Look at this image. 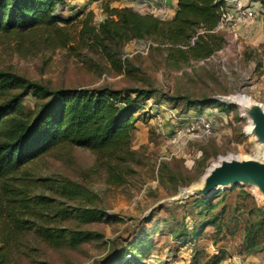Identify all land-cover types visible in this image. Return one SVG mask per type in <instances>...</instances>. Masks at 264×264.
<instances>
[{
    "label": "rangeland",
    "instance_id": "374dc122",
    "mask_svg": "<svg viewBox=\"0 0 264 264\" xmlns=\"http://www.w3.org/2000/svg\"><path fill=\"white\" fill-rule=\"evenodd\" d=\"M106 1L67 0L58 9L62 19L74 18L68 27L71 37L77 38L67 49L30 47L28 52H19L15 41L0 38V71L52 90L151 91L140 100L142 108L135 113L138 120L131 141L135 173L125 185H110L95 156L77 148L63 158L47 155L30 163L27 169L36 177L66 178L96 195L89 201L81 199L82 207L95 208L105 217L91 224H64L100 235L76 248L55 249L26 237L12 250L8 264H105L114 252L146 231L151 233L150 245H144L145 255L140 256L145 264H264V219L258 213L264 215V197L257 188L245 185L220 190L214 194H220L217 198L210 197L216 205L211 211L195 205L203 198L169 201L180 190L199 187L220 158L263 159V143L251 133L247 114L229 99L245 96L264 108V4L244 0L256 14L251 26L219 33L225 44L208 59L175 66L168 61L164 47L150 39L111 45L109 50L82 47L80 21L92 13L97 28L106 18ZM110 7L129 5L123 0ZM34 102L28 96L22 105L32 110ZM158 118L165 137L159 135ZM193 119L211 122L209 137L173 138L176 124L181 127ZM215 215L219 218L215 225L205 223ZM250 223L261 225L262 250L248 254L243 239ZM183 228L191 233L190 242L175 239L173 232ZM130 248L138 253L139 248Z\"/></svg>",
    "mask_w": 264,
    "mask_h": 264
},
{
    "label": "trees",
    "instance_id": "16d2710c",
    "mask_svg": "<svg viewBox=\"0 0 264 264\" xmlns=\"http://www.w3.org/2000/svg\"><path fill=\"white\" fill-rule=\"evenodd\" d=\"M66 1L0 0V38L15 41L19 52L37 47L67 49L77 37H71L68 27L74 18L62 19L58 14ZM109 1L104 2L106 18L97 28L92 13L80 21L82 47L109 50L111 45L120 47L150 39L164 47L168 61L177 66L208 59L225 44L224 37L215 32L219 20L216 0H177L172 19L141 14L130 7L111 8L110 3L123 0ZM261 2L264 4V0ZM150 93L109 88L52 90L0 71V264H8L12 250L29 236L55 249L76 248L99 238L98 233L64 225L102 221L104 213L81 204V199L96 195L66 178L36 177L27 167L47 155L63 158L75 148L84 149L95 156L108 184L125 185L135 173L136 158L131 149L138 120L135 113L142 108L140 100ZM28 96L35 99L32 110L22 105ZM212 198L198 200L195 205L211 211L216 207ZM218 220L215 215L205 223L215 225ZM260 228L259 223L246 228L243 245L248 254L262 250ZM173 235L177 241L190 242L191 233L186 228ZM150 236V232H142L105 264H145L140 256L145 255L144 245H150ZM130 247L139 248L138 253Z\"/></svg>",
    "mask_w": 264,
    "mask_h": 264
},
{
    "label": "water",
    "instance_id": "95a60500",
    "mask_svg": "<svg viewBox=\"0 0 264 264\" xmlns=\"http://www.w3.org/2000/svg\"><path fill=\"white\" fill-rule=\"evenodd\" d=\"M241 98L244 99L242 101H251L245 96H239L230 98V104L245 111L250 120L251 133L264 146V108L254 102H250L249 108L242 107L237 103ZM245 185L257 188L264 197V154L262 161L220 158L218 163L206 172L199 187L180 190L179 196L169 201L183 202L190 198L206 199L220 190Z\"/></svg>",
    "mask_w": 264,
    "mask_h": 264
},
{
    "label": "built area",
    "instance_id": "2783aa9c",
    "mask_svg": "<svg viewBox=\"0 0 264 264\" xmlns=\"http://www.w3.org/2000/svg\"><path fill=\"white\" fill-rule=\"evenodd\" d=\"M141 4H145V0H135ZM168 0H159L157 5L148 10L147 14L154 17L164 19L166 16V2ZM219 2V20L215 27L216 33L234 32L241 27H249L253 24L256 14L244 0H216ZM178 120H181L180 118ZM158 121L159 135L165 137L162 127L161 118ZM213 132V126L210 121L205 119H193L186 121L181 127L180 125L174 128L173 138L182 136H191L196 139H206ZM237 264V262H235Z\"/></svg>",
    "mask_w": 264,
    "mask_h": 264
},
{
    "label": "crops",
    "instance_id": "0c3cea01",
    "mask_svg": "<svg viewBox=\"0 0 264 264\" xmlns=\"http://www.w3.org/2000/svg\"><path fill=\"white\" fill-rule=\"evenodd\" d=\"M128 2L129 7H132L141 14H147L150 8H153L157 5L159 0H145V4H141L135 0H126ZM166 16L164 19H172L175 16L176 7H177V0H168L166 2Z\"/></svg>",
    "mask_w": 264,
    "mask_h": 264
},
{
    "label": "bare ground",
    "instance_id": "6f19581e",
    "mask_svg": "<svg viewBox=\"0 0 264 264\" xmlns=\"http://www.w3.org/2000/svg\"><path fill=\"white\" fill-rule=\"evenodd\" d=\"M239 101H237V103L242 106V107H246V108H249L251 106V103L252 101H242L244 100L243 98L241 99H238ZM213 196V195H212Z\"/></svg>",
    "mask_w": 264,
    "mask_h": 264
}]
</instances>
